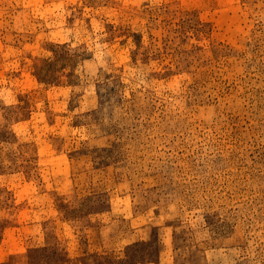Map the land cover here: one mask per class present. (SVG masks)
Returning <instances> with one entry per match:
<instances>
[{
    "label": "rangeland",
    "instance_id": "rangeland-1",
    "mask_svg": "<svg viewBox=\"0 0 264 264\" xmlns=\"http://www.w3.org/2000/svg\"><path fill=\"white\" fill-rule=\"evenodd\" d=\"M0 264H264V0H0Z\"/></svg>",
    "mask_w": 264,
    "mask_h": 264
}]
</instances>
